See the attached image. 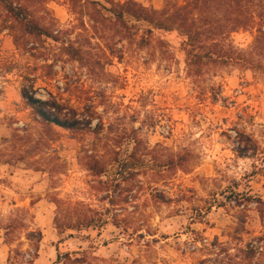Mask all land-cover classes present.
I'll use <instances>...</instances> for the list:
<instances>
[{
    "label": "rangeland",
    "instance_id": "obj_1",
    "mask_svg": "<svg viewBox=\"0 0 264 264\" xmlns=\"http://www.w3.org/2000/svg\"><path fill=\"white\" fill-rule=\"evenodd\" d=\"M12 1L42 34L0 2V264H264L255 25L213 47L226 0H134L191 41L116 19L112 0ZM23 88L81 130L43 122Z\"/></svg>",
    "mask_w": 264,
    "mask_h": 264
},
{
    "label": "trees",
    "instance_id": "obj_2",
    "mask_svg": "<svg viewBox=\"0 0 264 264\" xmlns=\"http://www.w3.org/2000/svg\"><path fill=\"white\" fill-rule=\"evenodd\" d=\"M207 1V0H204ZM223 1V0H220ZM227 5L232 8L231 18H227L230 25L227 31L221 30L219 33H216L219 40H214L211 45L216 47L218 44L224 45L228 42L230 33L236 32L240 29H247L252 25H255L256 32L259 34L258 37H264V32L262 27L264 26V0H226ZM5 9L10 15L14 18L21 20L28 30L32 34H42V29L29 18L25 7L21 5H14L12 0H0ZM112 6L110 7V12L118 20L124 21L126 17L133 18L137 21H146L152 23L156 28L170 30L172 28L181 29L182 34L187 36V41H191V35L187 27L184 25L183 20L176 23V27L173 26V21L176 22L179 16L171 15L163 18H156V12L153 10H147L146 7L137 3L134 0H117L111 1ZM184 6H179L177 9L182 10ZM196 58L203 59L205 57L212 58V53L209 50L203 55L196 53L194 55ZM221 58V57H219ZM223 61H227V57L223 56ZM23 98L25 99L26 105L30 107L33 113L40 118L43 122L47 124H53L62 129L76 132L81 130L79 125L82 123L79 119H76L74 116L68 117L66 115H61L59 111H51V106L49 102L44 101L35 97L33 94H29L28 90L23 88L21 92ZM55 105V104H54ZM48 107V108H47ZM88 124L90 120H88ZM89 170L94 172L95 175H100L104 172L102 166H99L95 162L88 165ZM54 223L59 230V233L64 232L66 229H76L77 231L82 230L80 227L72 228L69 225L63 226V223H59L57 219H54ZM78 224L83 227V229H90L96 227L95 221L92 218L82 216L78 219ZM72 236V235H70Z\"/></svg>",
    "mask_w": 264,
    "mask_h": 264
}]
</instances>
